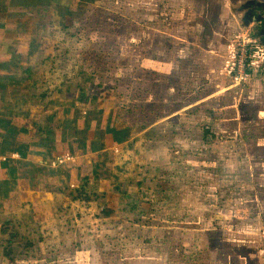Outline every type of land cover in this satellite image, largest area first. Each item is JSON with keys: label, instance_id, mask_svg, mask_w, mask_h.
I'll return each instance as SVG.
<instances>
[{"label": "rangeland", "instance_id": "374dc122", "mask_svg": "<svg viewBox=\"0 0 264 264\" xmlns=\"http://www.w3.org/2000/svg\"><path fill=\"white\" fill-rule=\"evenodd\" d=\"M259 249L264 0H0V264Z\"/></svg>", "mask_w": 264, "mask_h": 264}, {"label": "built area", "instance_id": "2783aa9c", "mask_svg": "<svg viewBox=\"0 0 264 264\" xmlns=\"http://www.w3.org/2000/svg\"><path fill=\"white\" fill-rule=\"evenodd\" d=\"M251 54L246 49H241L239 55H235V53L230 54V61L228 62V75L238 80H243L248 77L247 71H245L248 63H253V60L250 61Z\"/></svg>", "mask_w": 264, "mask_h": 264}, {"label": "crops", "instance_id": "0c3cea01", "mask_svg": "<svg viewBox=\"0 0 264 264\" xmlns=\"http://www.w3.org/2000/svg\"><path fill=\"white\" fill-rule=\"evenodd\" d=\"M262 213H263V209H262V207L259 205V215H262ZM260 235H257V234H255L254 235V237L255 238H258ZM251 245V244H250ZM253 245V244H252ZM252 256H254V257H256V258H258V259H260V260H262L263 261V256H264V254H263V252H262V250H255V251H253V254H252Z\"/></svg>", "mask_w": 264, "mask_h": 264}, {"label": "trees", "instance_id": "16d2710c", "mask_svg": "<svg viewBox=\"0 0 264 264\" xmlns=\"http://www.w3.org/2000/svg\"><path fill=\"white\" fill-rule=\"evenodd\" d=\"M11 241H12V238H10V242H9V244H8V247L5 249L6 251L9 250V249H11V245H12V242H11ZM1 248H2V247H1Z\"/></svg>", "mask_w": 264, "mask_h": 264}]
</instances>
